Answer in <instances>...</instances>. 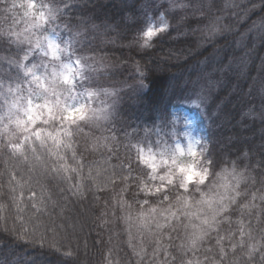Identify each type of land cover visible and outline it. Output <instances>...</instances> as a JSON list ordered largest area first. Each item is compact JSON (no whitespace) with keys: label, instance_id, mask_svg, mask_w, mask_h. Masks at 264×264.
I'll use <instances>...</instances> for the list:
<instances>
[{"label":"trees","instance_id":"16d2710c","mask_svg":"<svg viewBox=\"0 0 264 264\" xmlns=\"http://www.w3.org/2000/svg\"><path fill=\"white\" fill-rule=\"evenodd\" d=\"M216 1L209 0L207 6L202 1L197 4L199 11L183 13L171 12L167 4L149 9L155 7L149 0H56V23L62 29L58 38H72L77 55L88 65V83L102 91L111 107L106 119L80 122L67 139L72 150L59 149L63 161L44 155L49 167L64 164L68 169L60 176L53 173L44 189L33 183L32 190L25 187L22 196L19 188L13 193L11 173L0 161V205L4 206L0 264H136L124 215L142 207H163L165 197L170 195L172 200L174 196L171 191L143 195V166L138 167L133 138L141 140L144 132L154 133L158 123L169 130V121L182 109L196 117L201 147L212 166L234 163L244 177L242 200L225 217L222 236L213 238L214 247L208 246L212 261L218 264L223 247L224 264H264V253L246 256L241 247L231 251L233 241L240 239L241 225L245 233L249 226L264 247V204L247 223L240 213L249 198L264 200V74L258 72L264 37L253 50L249 43L235 51L245 29L241 26L235 35L208 43L204 28L218 14ZM251 5H259L260 10L247 26L264 18V0ZM150 11L153 17L163 12L170 27L153 38L150 47H141ZM14 39L0 37V75L5 81L22 75L17 62L24 47L10 42ZM244 56L249 64L242 68L238 64ZM193 100L198 107L189 105ZM143 139V145L153 142ZM30 162L29 150L28 162L12 164L17 180L27 179ZM33 191L39 211L32 207Z\"/></svg>","mask_w":264,"mask_h":264},{"label":"clouds","instance_id":"9594fccd","mask_svg":"<svg viewBox=\"0 0 264 264\" xmlns=\"http://www.w3.org/2000/svg\"><path fill=\"white\" fill-rule=\"evenodd\" d=\"M55 4L56 0H0V37H15L10 42L24 47L17 62L22 75L15 81H5L0 75V119L4 124L19 115L14 106L23 105L29 96L35 103L54 106L58 112L71 106L76 112H68V117L80 119L86 114L82 120L86 123H96L109 115L111 105L103 99L102 91L88 83V65L77 55L72 38H58L62 31L56 23L59 17L50 13V9H56ZM150 46L147 40L141 45ZM188 103L198 107V101ZM169 123L176 129L170 140L132 145L139 152L138 167L143 166L142 182L147 185L158 179L167 182L170 190L199 194L193 195V209L199 208L200 214L210 216L209 208L198 202L208 200L218 208L237 182L243 181V174L234 163L213 167L201 147L202 139L186 140L184 132L178 131L184 124L175 117ZM180 198L187 196L181 194Z\"/></svg>","mask_w":264,"mask_h":264},{"label":"rangeland","instance_id":"374dc122","mask_svg":"<svg viewBox=\"0 0 264 264\" xmlns=\"http://www.w3.org/2000/svg\"><path fill=\"white\" fill-rule=\"evenodd\" d=\"M204 2L205 6L209 0H149L150 4H154V8L149 9H160L161 5H168L170 7L171 12L175 11H181L183 13H188L190 11L197 12L200 10V7L197 5L200 2ZM216 1L218 14L215 15L214 21H211V23L204 28V39L208 43H214L218 39L225 37V36H233L235 35L241 26L245 28L243 32L241 33L240 39L237 42V45L235 47L236 50H243L245 46L249 43H251V49H255L260 40H263L264 37V18H258L251 22L249 26H247V21H249L252 16L259 12L260 6L259 5H251L254 3H261V0H218ZM194 6V7H193ZM208 9V8H206ZM153 10V11H154ZM152 11V12H153ZM152 12L150 11L149 17H148V28H152L155 31V35L151 38H148L144 35V41L147 40L150 42L153 38L158 36L160 33L165 32L170 27L169 20L165 17V14L163 12H160L157 17L152 16ZM163 29V30H160ZM145 31V32H146ZM206 45V44H205ZM23 50H20L21 53H23ZM20 60V58H19ZM243 62H240L238 64L239 67L245 68L249 64V58L245 57L242 58ZM259 73L264 74V52L262 54V63L259 65ZM264 81V80H263ZM262 94L264 95V82H263V90ZM180 115H174L180 123L184 124L182 128H179L178 131H183L185 134V139L190 140L192 138L199 137L197 130H196V117L193 113L186 111V110H180ZM161 123H158V125L154 129V133H149L148 131L141 133V140L139 138H133V144L139 143L143 139H153V141L157 139L161 140H170L172 136L176 135V129L169 128V130L161 129L160 125ZM44 131H51L55 134V132L59 131V125L54 129L50 128H43ZM62 140L63 138L67 140L69 137H63V134H61L60 137ZM130 138L127 139L129 141ZM49 145L52 144L51 140L48 141ZM150 143V141H149ZM132 144V145H133ZM37 145L39 146V143L37 142ZM55 148V146H53ZM136 156L139 158V152L136 148ZM243 182V181H242ZM242 182L235 188L234 191L231 192V195L224 201V204L227 205L226 211L222 212L219 216L216 218L215 227L211 230H209L208 235L205 237V239L200 243L199 247L196 250L193 251H187V250H181V242L185 237L186 231H190L191 229H186L185 225L189 223V220L184 216L180 215L179 219H172L165 223V216H167V212H164V215H160V213L169 208V206H172V210L176 211V204L178 199L180 198L181 194L187 196V199L189 203L192 204L193 196H188L184 189L179 190H170L171 186L167 184V182L161 183L158 179L151 181L149 184L145 185L142 183L141 185V191L143 195H160L164 193L165 191H171L173 193V198L171 200L170 195H167L165 197L166 204L163 207L157 206L155 209L157 210L156 213H152L151 209L154 208L152 206L150 209H146L142 207L139 211L135 213H127L125 214V221L126 225L125 228L127 229V236L129 238V246L135 252L137 253V258L135 259L136 264H168V261L173 262L175 264H188V261L191 260L192 264H214L216 260L212 261L211 253H210V247L213 244L212 247H214V241L216 237L222 236L221 234V227L225 225V217L228 215L230 210H233L236 208L237 203L239 200H242V197H240V186ZM182 191V192H181ZM234 197V199H233ZM146 203L145 201L143 202ZM164 204V203H163ZM244 205V203L242 202ZM264 204V200L259 199H251L249 198L248 201H246L243 211L240 213H243L245 215V218L243 219L244 222L247 223V220H254V214L257 213L262 205ZM194 211V209H192ZM141 211L145 213V219L148 222L147 227H142L139 223V216ZM203 216V214H200ZM242 215L238 217V220L240 219ZM242 219V217H241ZM157 223L164 224V227L157 228ZM193 223L198 224L199 221L193 218ZM246 234H250L251 240L248 239V235L245 236V246L243 247L245 251V255H247L248 248L247 245L250 243H256L257 249L252 253L257 254L261 256L262 253H264V247H261L258 242H256V239L254 238V233L249 231V226L246 230ZM174 237V240L172 238ZM171 238V239H170ZM171 245V246H170Z\"/></svg>","mask_w":264,"mask_h":264},{"label":"snow or ice","instance_id":"6c2138e0","mask_svg":"<svg viewBox=\"0 0 264 264\" xmlns=\"http://www.w3.org/2000/svg\"><path fill=\"white\" fill-rule=\"evenodd\" d=\"M58 9H50V13L55 15ZM163 30V29H160ZM146 37L151 38L155 35V31L152 28H149L147 32L144 34ZM30 74V70L26 75ZM15 112L19 113V115L14 118L10 117V123L4 124L3 120L0 119V161H2L5 165V170L10 171V190L15 193L17 188L23 195V191L25 187H28L29 190H32V184L40 185L41 189L45 188V181L51 177L53 173H56L57 176H60L62 170L67 172L68 169L64 164H60L59 166L49 167L48 162L44 159V155L48 156H56L59 160L63 161L65 157L60 154L59 149L61 147L72 150L71 148V140H62L61 134L63 137H72L73 132L76 129L80 128V122L86 119L85 116H82L80 119H77L75 115L70 119L67 115L68 112H76V109L71 106H67L63 112H58L57 109L50 104H38L33 101L31 96L24 102L23 105L17 104L14 106ZM39 125H51L52 128H56L59 125V131L55 132V134L51 131H44L43 128H40ZM73 126H75L73 128ZM51 140L52 144L49 145L48 141ZM37 142L39 143V147H37ZM55 146V150L53 149ZM31 151L33 162L29 163L30 172L27 176V179H24L23 176L17 180L16 169L12 167V164L18 162H28V151ZM75 158V157H73ZM73 172L78 173V169H71ZM239 185V181L237 182V186ZM236 186V187H237ZM235 188L233 189V191ZM77 191H79V186L77 187ZM35 192H32V196L30 199L33 200L32 207L36 208L39 211V207L35 202ZM13 200H16V197H12ZM234 199V197H233ZM43 202V201H42ZM204 206H207L211 211V215L201 216V209L197 208L194 211L193 204L189 203L187 198H179L176 204V211L172 210V206L163 210L160 215H164V212H167V216H165V223L172 219H179L180 215H184L189 223L185 225L186 229H191L190 231H186L185 237L181 242V250L193 251L196 250L200 243L205 239L208 235L209 230L215 227L216 218L222 212L226 211L227 205L224 203H220L218 208H214L212 203L208 200H202L198 202ZM3 205H0V211L3 210ZM18 207V205H17ZM152 213H156L157 210L155 208L151 209ZM195 218L199 221L198 224L191 223L190 220ZM139 223L142 227H147L148 222L145 219V213L141 211L139 216ZM164 227V224L157 223V228ZM248 235V239L251 240L250 234H246L243 230V225H241L240 229V239L239 241H233L231 246V251L235 252L237 247L243 248L245 246L244 237ZM222 239V238H221ZM221 240L218 239L217 244L219 245ZM248 252L247 255L251 256L254 251L257 249L256 243H250L247 245ZM220 260L218 264H224V260L226 259V251L223 247H220ZM188 264H192V261L189 260ZM217 264V262H214Z\"/></svg>","mask_w":264,"mask_h":264}]
</instances>
